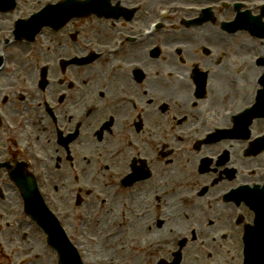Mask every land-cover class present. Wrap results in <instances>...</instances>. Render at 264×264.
<instances>
[{"label": "flooded vegetation", "instance_id": "1", "mask_svg": "<svg viewBox=\"0 0 264 264\" xmlns=\"http://www.w3.org/2000/svg\"><path fill=\"white\" fill-rule=\"evenodd\" d=\"M129 2L134 3L138 2V0H129ZM189 2V0L183 2L179 1V3L184 4ZM127 3L128 1L125 2V4ZM166 4H170V2L161 4L160 0H153L149 4L147 10L135 11L132 14L130 21L126 20L117 30L108 36H106L99 28L97 31L88 29V31L96 37V40L93 41L86 52H96L101 55V58L92 65L83 67V69H78L77 66L74 65H66V73L75 74L78 72H84L85 76L97 75L98 77L106 78L109 75V66L117 60V57L104 50H110L115 44V41L121 39V46L124 49L122 52L126 54V60L129 62L138 61L142 63V66L147 69L148 83H150L153 78L158 77L163 84L168 83L169 87L172 89L171 94H163L153 101V104H155L158 100L163 99L167 103V106L162 113L163 115L159 116L163 122L159 123L157 119L158 116L154 111V105H148L139 112L137 111L131 116H126L125 121L122 123L126 127L125 131H121V124L117 125L116 135L114 136V139H108L104 143L103 148L105 149L109 150L110 146H114L119 141L124 140L126 141V146L129 150L140 152L145 149L155 148L156 143L161 140H170L172 138V134L170 133L173 128H176L184 134H190V124L199 119V113L202 110L199 107L200 104L194 102L195 98L201 100V102L209 100V95H213L221 89V86L218 83H213L210 85V94L207 93L205 85V90L201 97L197 98L196 94H194L195 97L193 96V79L196 77L195 75L201 69L209 68V66L214 63L220 64V62L217 61V58L220 56L225 44L224 46H217L210 39L211 35L216 34L225 41V38L221 35L222 28L219 19L205 21L200 26L186 27L181 24V13L177 9L172 8L169 14L163 17V21L169 25L170 29L161 28L151 31V33H146L145 31L148 30L150 24L159 19V11L165 8ZM98 33L100 35H97ZM234 35L236 37H232L227 41L229 45L238 47L248 39L245 32H235ZM130 38L133 40H130ZM250 44L251 43L247 40V47H249L251 51L255 49L256 52L252 53V55L257 56L259 50L257 51V48L254 45L250 47ZM154 46H161L162 49L164 48L167 50L176 46V54H174V52L162 51L161 49V56L163 55L164 58L168 59L166 61H161V59L157 57ZM187 48L191 49L194 58H197L196 60L189 62L185 55V50ZM203 48L208 49L207 54L205 52L204 54L200 53V51H203ZM9 50L11 51L12 56L18 55L20 58H25L26 49L23 48V46L13 44L10 46ZM236 62H240V60L228 58L222 65L221 69H229ZM251 68L255 70V63L251 62L250 69L244 71L240 75L241 79L245 82L251 77ZM218 72L219 71L208 70L207 77L211 76L212 80L216 82L223 78L221 75L215 76ZM142 76L145 75L142 73ZM178 83H181V86H178ZM140 84H137L135 81V94L139 93L138 86ZM228 86L231 88V93L235 94L234 97L225 96L221 104L212 103L214 98H210L211 103L208 106L216 108L219 111L227 99L236 98L240 103L253 100L254 96L250 94H244L241 92L235 93V84ZM1 89H4V87H1ZM143 95H146L145 91H143ZM142 101H147V104L151 103L150 99H142ZM96 102L98 104L100 103L99 100ZM189 105H191L190 110L183 111ZM2 109L11 123L12 130H10L4 123L0 122V159L2 161H11V163L15 161L26 162V165L23 167L26 172H31L32 170L40 172V170H42L48 181V185L53 191H56L59 186L66 188L71 186L72 182L70 174L74 170L73 160H67L66 164L63 163L60 159H57L54 156L52 151H49L39 141L37 126L42 117L37 106H25L21 108L17 103L11 102L8 106L3 105ZM103 109L104 106L95 114L91 115L87 119L86 125L91 126L95 120H98ZM22 116L26 117L24 124L20 122V117ZM138 124H140V126H138ZM263 124V119L256 118L253 119L250 128ZM112 127L113 125L105 132H110ZM211 127L229 130L232 127V124L212 125ZM29 137L33 139V144H29L27 150L34 148L44 159L42 162L33 160V167H31L26 161L27 153L25 155L20 154L17 147V144H20L21 146L28 144ZM199 153L204 155L207 152L205 151V148H199L190 155L182 156L178 159L173 158V162L184 161L192 171H196L198 168ZM210 154L212 155L213 152ZM78 166L79 163L77 162L75 168L77 169ZM214 172H216V170H214ZM0 175H2V171L0 172ZM213 179H211L210 182ZM218 185L221 184L217 183L215 186ZM19 205L20 202L18 201L17 195H10L6 201L2 202L0 207L5 214L4 219L14 220L13 218L17 216L16 207ZM207 222L212 224L213 221L207 220ZM153 223L157 224L158 227H161L164 222L163 220L159 221L155 219ZM193 224L195 227H193ZM201 225L202 223L200 221L193 223L190 217H186L180 226V230L183 233L190 232V234H193L194 239H190V242L193 243L196 237L198 238L203 231ZM139 228H141L140 232L142 233V226ZM25 230L26 227L24 226L23 231ZM211 237L214 239V236ZM147 238L151 237L147 236ZM31 239L30 232H25L24 234L19 233L16 235L14 230L4 232L3 236L6 250H31L32 247L29 241ZM139 244H143L142 238L140 239ZM215 245H217V247L214 248L212 245L206 246L211 249L207 254V259L215 260L217 262L221 261L225 264H240L242 254L241 250H238V242L234 241L229 250H222L223 245ZM136 251L140 252V250Z\"/></svg>", "mask_w": 264, "mask_h": 264}, {"label": "rangeland", "instance_id": "2", "mask_svg": "<svg viewBox=\"0 0 264 264\" xmlns=\"http://www.w3.org/2000/svg\"><path fill=\"white\" fill-rule=\"evenodd\" d=\"M200 53L201 54L202 53L204 54V51H202V52L200 51ZM103 102H105V100ZM107 111H108V107H107ZM104 115H105V112L103 114H101L100 118L101 117H104ZM96 121L97 120H95L92 123V125L95 124ZM117 125H118V122L115 123V127ZM99 151H100L99 146H96L95 147V152L96 153H99ZM211 193H213V191ZM133 195L134 194H131L128 197L125 198V199H129V200H124V205H126V204L129 205L131 207V209L133 211L137 212V213H139L142 210H145V208L143 207V205L140 204L136 200L137 196L135 195V197L133 198ZM152 197L153 196H151L150 199H152ZM160 197H161V193H160V196L158 198H160ZM135 200H136V204H135ZM154 201L155 202H159L157 200H154ZM162 211H164V209ZM207 211L208 210L204 209V207L201 206L199 210H197L196 212H193V214L198 213V217L196 219V222L197 221H200L202 223L201 226H202V230L203 231L200 233L199 238L197 239V242L192 243L191 245H189L188 247H186L185 250H192V249L193 250H204V249H207V248H205L203 246H210V245H212L213 248H214V247H217V245H215V244L223 245L222 250H226V247L229 244V236H228V238H226L224 240L223 239V234H227L228 235L229 231L232 230V229H227V228H229L227 226H230V218H231V216L233 214L231 215L230 213H227V217L222 218L221 221H219L218 224H216V225L213 226L212 224L209 225V223L206 222V220L208 219V217H205L204 214ZM112 219H113V221L118 222V220L116 218H112ZM155 219L164 220V223H168V224L171 225V223H170L171 216L170 215H167L165 217L159 211L157 212V210L153 209L152 206H151L150 212L148 211V213L146 215H144L143 218H141L140 220H138V221H140L139 222V225L143 226L144 229H145V236L146 237L147 236H150L151 237L149 240L155 239V238H158V237H161V236H164V235L170 236L173 232H175L177 230L179 231L181 224L184 222V219H181L180 222H177V225L176 226L173 227L171 225L170 230L168 232H164L165 230L163 232H160V231L159 232H156L155 231V228H154V225L155 224H153V222H154ZM172 223H173V221H172ZM134 224L135 223H133L132 225L135 226ZM155 226L157 227V225H155ZM165 227H166V229L168 228L167 225ZM193 227H195V225H193ZM147 228L152 229V231H151L150 234L147 233ZM226 232H228V233H226ZM211 236H214V239H212ZM118 240H120V241L117 242V243H115V247H118L119 245H123V241L124 240L121 239L120 237L118 238ZM134 245L129 246L128 247V250H138V248H136L137 241L134 242ZM97 246H99L98 250H105L104 247L106 246V244H105L104 239L99 238L98 239ZM137 247H139V246H137ZM108 249L113 250L114 247L113 246H109ZM45 257L46 258H49L51 261H53L52 264H54V262H55L54 260H56L54 258V256H52L50 254H46ZM94 257H103V256L93 255V258ZM111 257H114V255H111ZM42 263H46V262L43 261Z\"/></svg>", "mask_w": 264, "mask_h": 264}, {"label": "bare ground", "instance_id": "3", "mask_svg": "<svg viewBox=\"0 0 264 264\" xmlns=\"http://www.w3.org/2000/svg\"><path fill=\"white\" fill-rule=\"evenodd\" d=\"M210 39L217 46H224V44H225V46L222 48V52H221L220 56H218V58H217V61L220 62V64L218 65V66H220V67H218L219 69L222 68V65L225 63V61L228 58L238 59V60H240L243 63L244 68L246 70L250 69L249 60H247V59H245L243 57L245 55H247V54H252V53L256 52V50L254 49L253 51H251V49L249 47H247V40H245L240 46L236 47V46H233V45H229L227 43V41H223V38L218 37L216 34L211 35ZM261 51L264 52V49H261ZM185 55H186L187 59L189 60V62L197 59V58H194V55H193L191 49H189V48H187L185 50ZM221 56H222V59H221ZM251 73H255V70H253L252 68H251ZM178 86H181V83H178ZM161 91H162V93L164 95H169V94H171L172 89L169 87L168 83H165L161 87ZM106 260H107L106 258H104V259L103 258H98V259L94 260L92 262V264L99 263V262L106 261Z\"/></svg>", "mask_w": 264, "mask_h": 264}]
</instances>
